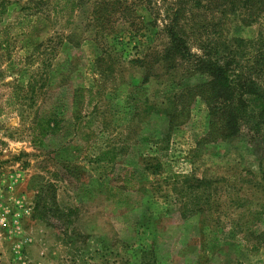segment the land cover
<instances>
[{"label": "rangeland", "instance_id": "374dc122", "mask_svg": "<svg viewBox=\"0 0 264 264\" xmlns=\"http://www.w3.org/2000/svg\"><path fill=\"white\" fill-rule=\"evenodd\" d=\"M5 1L0 264H264V247L252 252L264 234V195L251 174L264 162L248 137L213 142L202 101L174 127L164 108L148 116L126 106L135 70L128 61L147 44L106 42L109 54L123 51L122 69L103 74L96 64L103 44L86 29L92 0L72 16L54 13L52 0ZM226 28L246 41L256 34L234 17ZM80 88L94 90L81 98ZM52 112L63 115L65 129L37 146L34 120ZM106 152L107 161H95ZM129 174L131 192L116 203L120 196L109 198L106 188L123 187ZM175 176L194 177L201 187Z\"/></svg>", "mask_w": 264, "mask_h": 264}, {"label": "trees", "instance_id": "16d2710c", "mask_svg": "<svg viewBox=\"0 0 264 264\" xmlns=\"http://www.w3.org/2000/svg\"><path fill=\"white\" fill-rule=\"evenodd\" d=\"M52 1L54 13L69 9L72 16L84 0ZM89 12L86 29L104 47L103 55L96 60L103 74L122 69L123 51L109 54L111 47L106 42L128 40L124 42L128 45L139 38L147 44L146 51L138 50L128 61L135 75L127 83L126 106L137 112L145 110L148 116L162 113L164 108L170 127H174L188 122L191 107L202 101L208 111L207 133L213 137L211 140L223 143L248 137L249 147L259 153V164L263 165L264 0H92ZM7 13L6 1L0 0V22ZM231 17L253 29L254 39L228 36L226 27ZM27 20L24 18L19 26ZM105 57L110 60L106 64ZM196 77L204 80L190 87L184 85L187 78ZM105 79L115 83L118 77L105 75ZM93 90L80 88L78 93L82 98L83 92L92 95ZM94 100L90 99L88 107ZM63 123V115L57 112L38 114L32 125L33 143L38 146L48 137L57 136L65 129ZM103 154L95 161H107L110 153ZM251 174L258 180L255 188L264 195V167L259 166L258 173ZM133 177L129 174L131 179L125 180L121 188H106L107 196L115 201L116 195L120 196L116 203L125 201ZM178 178L189 188L201 187L194 177L175 176L174 181ZM40 208L37 205V210ZM203 221H199L200 232ZM263 239L264 234L257 237L252 252L264 247ZM155 264L164 263L155 260Z\"/></svg>", "mask_w": 264, "mask_h": 264}]
</instances>
